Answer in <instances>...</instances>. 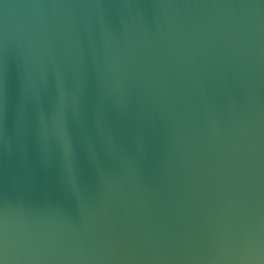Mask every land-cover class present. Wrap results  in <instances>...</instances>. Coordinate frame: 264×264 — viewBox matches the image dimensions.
<instances>
[{
	"label": "water",
	"instance_id": "water-1",
	"mask_svg": "<svg viewBox=\"0 0 264 264\" xmlns=\"http://www.w3.org/2000/svg\"><path fill=\"white\" fill-rule=\"evenodd\" d=\"M0 264H264V0H0Z\"/></svg>",
	"mask_w": 264,
	"mask_h": 264
}]
</instances>
